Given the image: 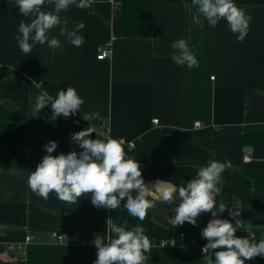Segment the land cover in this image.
Wrapping results in <instances>:
<instances>
[{"label": "crops", "instance_id": "0c3cea01", "mask_svg": "<svg viewBox=\"0 0 264 264\" xmlns=\"http://www.w3.org/2000/svg\"><path fill=\"white\" fill-rule=\"evenodd\" d=\"M234 3L252 17L242 42L226 20L209 26L191 0H91L88 9L71 5L59 13L61 23L48 37L59 39L60 48L37 43L26 55L16 37L20 21L29 23L32 17L20 13L16 0H0V264H94V238L106 236L109 219L117 226L126 220L127 230L136 225L145 229L151 243L145 264H207L208 257L214 264V250H200L207 243L202 229L211 213L201 214L195 226L185 222L173 227L169 219L179 201L163 203L154 190L158 181L160 187L186 186L209 161L225 168L216 204L218 209L223 202L227 209L216 218L244 221L235 235L260 241L264 0ZM44 10L53 11L54 5L46 0ZM79 21L86 24L80 32L85 42L75 47L60 30H72ZM178 39L187 41L198 67L173 62L171 44ZM103 49L111 54L99 60ZM68 87L84 100L79 111L53 119L49 103L33 116L39 95L55 99ZM90 126L95 130L90 138L123 141L130 158L150 150V162L140 165L145 184L153 189L148 198L156 206L144 221L129 215L126 201L112 210L94 206L91 194L72 204L54 192L45 200L28 187L29 175L47 154L45 144L57 142L52 155L80 152L71 136ZM224 189L230 191L229 201ZM234 207H239V217L230 215ZM179 233L197 246L160 245ZM53 234H63V239L56 241ZM245 264H264V256Z\"/></svg>", "mask_w": 264, "mask_h": 264}, {"label": "clouds", "instance_id": "9594fccd", "mask_svg": "<svg viewBox=\"0 0 264 264\" xmlns=\"http://www.w3.org/2000/svg\"><path fill=\"white\" fill-rule=\"evenodd\" d=\"M16 3L24 17H32L29 23L20 21V35L16 37L20 50L26 55L32 52L37 43H47L53 49L60 48L59 39L48 37L49 31L61 23L59 13L66 11L71 5L79 9L91 7V0H47L48 4L54 5L53 11L44 10L46 0H16ZM191 3L206 18L209 26L215 27L223 19L237 35L238 42L246 38L252 17L238 7L234 0H191ZM185 7L188 5L185 4ZM85 27L86 24L79 21L72 30L61 28L60 34L66 35L73 46L80 47L85 42L80 34ZM171 48V59L174 63L186 65L188 68L198 67V60L186 40L174 41ZM49 103L53 110V119L61 115L67 118L80 110L84 100L74 87L59 91L55 99L39 95L33 108V116ZM93 132L95 130L90 126L72 134L71 139L82 149L80 152L52 155L58 147L57 142L49 141L45 144L47 154L29 175L28 187L45 200L54 192L60 201L72 204L91 194L94 206L112 210L119 207L121 201H126L124 207L129 215L144 221L148 211L156 203L148 198L153 189L145 184L139 161L128 157L123 141L110 137L92 139L90 136ZM224 170L222 163L209 161L186 186L160 187L158 181L154 190L163 203L170 205L179 201L172 209L175 215L169 219L173 227L182 226L185 222L195 226L201 214L211 213L213 218L202 229V238L207 240L203 253H207L209 249L214 250V264H245L246 260L264 256V239L256 243L249 238L237 237L235 233L244 221L237 218L233 224L228 219L216 218L227 209L223 202L218 209L216 204V197L221 194V187L218 185L221 184ZM230 215L239 217V207H234ZM127 225L126 220L120 226L113 224L111 219L107 221L106 236L96 235L94 238L97 248L94 264H145L148 259L145 253L151 251L150 239L144 234L145 229L142 226L136 225L127 230ZM251 227L249 223L248 228ZM207 264H213L211 257L207 258Z\"/></svg>", "mask_w": 264, "mask_h": 264}, {"label": "built area", "instance_id": "2783aa9c", "mask_svg": "<svg viewBox=\"0 0 264 264\" xmlns=\"http://www.w3.org/2000/svg\"><path fill=\"white\" fill-rule=\"evenodd\" d=\"M110 54H111L110 49H103L100 51V54L97 56V59L101 60V59L107 58L110 56ZM156 122H157V120H154V123H156ZM244 160H245V162H247L249 160V157L245 156ZM210 216L212 217V215H210ZM53 237L55 238L56 241H61L63 239V234H53ZM261 239H264V230L261 233L260 240ZM29 240H30V238L26 237L25 243L29 242ZM160 245L163 247H168V248L196 247L197 246L195 240L188 238V236L185 233H179L176 240L162 241L160 243ZM200 250L203 252V247H201ZM254 259L255 258L251 259L250 261H252Z\"/></svg>", "mask_w": 264, "mask_h": 264}, {"label": "trees", "instance_id": "16d2710c", "mask_svg": "<svg viewBox=\"0 0 264 264\" xmlns=\"http://www.w3.org/2000/svg\"><path fill=\"white\" fill-rule=\"evenodd\" d=\"M135 159L139 161L140 164H148L150 162V150L145 148L136 154ZM223 198L225 201L230 200V191L228 189L223 190Z\"/></svg>", "mask_w": 264, "mask_h": 264}]
</instances>
